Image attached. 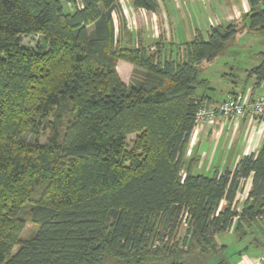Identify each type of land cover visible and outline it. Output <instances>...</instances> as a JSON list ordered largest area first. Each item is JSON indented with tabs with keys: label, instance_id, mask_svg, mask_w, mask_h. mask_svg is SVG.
Returning a JSON list of instances; mask_svg holds the SVG:
<instances>
[{
	"label": "trees",
	"instance_id": "1",
	"mask_svg": "<svg viewBox=\"0 0 264 264\" xmlns=\"http://www.w3.org/2000/svg\"><path fill=\"white\" fill-rule=\"evenodd\" d=\"M248 2L239 20L152 48L126 41L120 0H0V264H203L224 248L218 234L262 229L264 139L233 169L197 172V148L187 158L196 113L215 100L198 91L201 64L264 34V0Z\"/></svg>",
	"mask_w": 264,
	"mask_h": 264
},
{
	"label": "crops",
	"instance_id": "2",
	"mask_svg": "<svg viewBox=\"0 0 264 264\" xmlns=\"http://www.w3.org/2000/svg\"><path fill=\"white\" fill-rule=\"evenodd\" d=\"M159 7L157 11H149L144 8L134 6L133 0H120L122 7L121 19L125 27L124 36L126 41L132 40L135 44L143 43L145 45L155 46L158 40H162L168 47L170 42L182 43L191 40L195 31L198 29L207 35L212 25L227 24L236 21L248 12L250 4L248 0H157ZM201 2V3H200ZM69 6V3H67ZM146 15L148 21L147 26L144 22L134 28L130 24L131 14ZM206 14V15H205ZM115 15L116 26H119V17ZM118 19V24H117ZM122 61V62H121ZM119 60L118 71L123 69L126 77L132 72L133 65L131 63ZM121 68V69H120ZM237 84L232 86L231 90L236 93H242L246 98L253 99L258 95H264V86L254 87L253 81L245 84L242 88L237 89ZM210 95V94H209ZM234 94L228 93L223 99H215L212 104L218 103ZM223 125H214L212 123H203L194 129L187 158L192 150L197 148L201 154V160L197 172L210 173L214 168L219 167L221 170L226 167L233 169L239 159L246 153L256 151L263 139L257 135L256 130L259 124L254 126L251 115L246 113L243 117H221ZM223 126V127H222ZM218 131V133H217ZM225 131L224 145H221V135ZM231 144H230V139ZM195 140V141H194ZM237 147L236 153L230 154L231 150ZM224 151V152H223ZM221 153V155H219ZM217 154L219 159L216 160ZM251 188V179H249L244 187L243 192L246 198ZM232 233V231H231ZM220 245H225L221 244ZM245 251L239 250L240 259L231 264H250L251 260H259L264 257L261 255H248ZM242 253V254H241Z\"/></svg>",
	"mask_w": 264,
	"mask_h": 264
},
{
	"label": "rangeland",
	"instance_id": "3",
	"mask_svg": "<svg viewBox=\"0 0 264 264\" xmlns=\"http://www.w3.org/2000/svg\"><path fill=\"white\" fill-rule=\"evenodd\" d=\"M217 1L218 0H216V2ZM202 2H205V0H202ZM131 15V27H138L140 25V22H144V25L147 26L148 19L146 15H141V18L138 14L134 15L132 13ZM34 40L35 38L33 36H27L24 38V43L33 45ZM260 51H264L263 33H241L237 37V39L231 40L227 44L225 50L215 60L211 62H203L201 64V76L203 78H208L210 82L209 85H203L199 87L198 91L200 93L210 94L215 99H223L228 95L232 86H234L235 84H237V89L242 88L244 86L245 80L247 79V69L258 65L261 61L259 54ZM119 74L120 76H125L123 69L120 70ZM122 79L124 82L129 83L131 79V73L129 72V74ZM252 123L254 126L258 125L256 122ZM212 124L223 125V121L218 120L217 122ZM256 133L258 136L260 135L262 137V134H260V132L256 131ZM224 139L225 131L221 135V145H219L220 147L225 144ZM229 141L231 144L232 140L230 139ZM236 151L237 147H234L233 150H231L230 154L236 153ZM219 155H221V153H219ZM219 155L217 154L216 160L219 159ZM208 174H211V172H208ZM244 196L245 193L239 194V198L241 200L244 199ZM224 204L225 202L222 203V206ZM34 229L35 225H33L31 222H28L26 228L22 233V236H29ZM217 238L221 244H225L224 248L217 254H210L206 256V260L203 264H217L221 259H226L230 263H233L241 257L238 253L239 250L245 251L244 253L248 255H261L262 257H264V223H262V229L256 227L255 230L242 238L235 232H222L217 235ZM197 262L198 258L195 255L192 257L190 264H201ZM103 263L115 264L116 262L112 259L105 258L103 260Z\"/></svg>",
	"mask_w": 264,
	"mask_h": 264
},
{
	"label": "built area",
	"instance_id": "4",
	"mask_svg": "<svg viewBox=\"0 0 264 264\" xmlns=\"http://www.w3.org/2000/svg\"><path fill=\"white\" fill-rule=\"evenodd\" d=\"M246 113L251 115V119L258 123L260 127L256 130L264 134V95H258L250 100L242 93L232 95L218 103H204L196 113L197 128L203 123H215L221 117H243ZM194 128V129H195ZM186 217V216H185ZM184 225L186 222L184 219ZM250 264H264V258L251 260Z\"/></svg>",
	"mask_w": 264,
	"mask_h": 264
}]
</instances>
